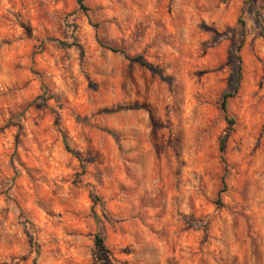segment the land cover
<instances>
[{"label":"rangeland","instance_id":"rangeland-1","mask_svg":"<svg viewBox=\"0 0 264 264\" xmlns=\"http://www.w3.org/2000/svg\"><path fill=\"white\" fill-rule=\"evenodd\" d=\"M83 4L0 0V264H264V0Z\"/></svg>","mask_w":264,"mask_h":264},{"label":"trees","instance_id":"trees-1","mask_svg":"<svg viewBox=\"0 0 264 264\" xmlns=\"http://www.w3.org/2000/svg\"><path fill=\"white\" fill-rule=\"evenodd\" d=\"M78 2V4L83 7L85 10H87L88 8H86L83 4V0H76ZM238 24L240 25L241 29L243 30L244 28V22L241 18L238 19ZM103 47L108 48L110 51L114 52V53H121L125 58L129 59V60H138L140 62V64L146 66L149 69H153V67L148 64L147 62H145L144 60H141V56H134L131 57L125 50L121 49V48H117L108 44H101ZM241 47V43L237 46V49H240ZM238 61H239V56H237ZM241 66L240 64L237 65L236 68V83L239 82L240 76H241ZM232 97V94H230L229 92H225L220 100V108L224 113V116L226 118V120L228 121V123H232L233 119L232 118H228V112H227V101L228 99ZM224 138L222 137L219 141V146H218V150L220 152L221 155V159L222 161H224V156H223V151H224ZM222 190H220L221 192ZM95 245L98 248V250H101V248L103 247V240L101 238H99L98 236L95 237ZM102 264H105V262H102Z\"/></svg>","mask_w":264,"mask_h":264}]
</instances>
